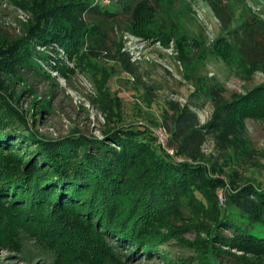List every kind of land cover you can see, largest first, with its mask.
Wrapping results in <instances>:
<instances>
[{
	"label": "rangeland",
	"instance_id": "obj_1",
	"mask_svg": "<svg viewBox=\"0 0 264 264\" xmlns=\"http://www.w3.org/2000/svg\"><path fill=\"white\" fill-rule=\"evenodd\" d=\"M95 1L103 2L115 20L99 26L84 16L76 21L78 51L74 59L80 61L73 62L62 50L59 55L38 45L37 51L48 56L61 72L38 60L52 78L48 81L28 73L26 84L18 77L14 82L20 98L15 100L8 94L7 99L26 118L29 130L45 139L62 142L82 135L103 140L107 139L105 132L117 125L150 128L169 157L206 167L211 177L224 179L223 185L210 189L209 204L199 205L188 194L183 202L175 201L169 213L154 217L151 242L146 246L137 248L130 241L103 235L111 255L105 252L94 263L197 264V257L207 255L213 247V233L222 230L215 224L220 213L217 206L225 209V190L247 182L264 187V119L244 118L240 110V102L264 84V64L258 56L264 38L260 49L246 37H242L241 46L236 41L243 28H264V0ZM210 2L223 9V19ZM31 9L29 3L0 0V43L10 45L24 35L33 22ZM173 26L174 35H169ZM184 38V44L178 41ZM241 47L250 51L245 54L248 59L243 58ZM93 63L99 68L95 80L89 70ZM202 85L211 90L208 95ZM99 88L106 92L100 93ZM105 98L112 121L106 116L105 102H98ZM260 110L263 114L264 107ZM237 113L241 116L234 128L236 124L231 121ZM241 134H246L244 144ZM7 203L0 201V211L8 207ZM255 229L254 233L264 237V227ZM16 230L22 233L20 242L5 235L8 241L3 244L0 234V264H66L70 262L67 258L74 257L59 243L63 250L57 249L54 260L53 253L44 244L41 247L39 233H32L29 227ZM224 233L232 237L229 231ZM153 246L160 256L149 255ZM67 247L80 250L72 243ZM221 248L224 264H264V255ZM75 257L89 255L80 252Z\"/></svg>",
	"mask_w": 264,
	"mask_h": 264
},
{
	"label": "trees",
	"instance_id": "obj_2",
	"mask_svg": "<svg viewBox=\"0 0 264 264\" xmlns=\"http://www.w3.org/2000/svg\"><path fill=\"white\" fill-rule=\"evenodd\" d=\"M16 1L21 5L29 3L34 18L17 41L10 45L0 43V201L9 202L8 207L3 206L5 209L0 211L2 243L13 237L20 242L22 233L16 229L29 227L32 233L42 236L41 247L44 244L48 252L53 253L54 260L58 258L57 249L63 250L57 245L60 243L74 255L67 258L70 262L66 264H94L105 252L111 255L110 249L106 250L110 246L105 235H114L141 248L151 242L150 227L154 217L169 213L175 201L183 202L189 194L199 205L209 204L207 194L211 188L223 185L224 179L211 177L206 167H194L190 162L180 163L169 157L157 144L150 128L142 130L117 125L105 132L107 139L81 135L62 142L45 139L29 130L28 121L7 97L9 94L19 100L20 92L16 93L14 82L18 77L26 84H29L28 73L48 81L52 78L38 63L39 60L51 67L48 56L36 47H46L57 54L62 50L68 58L74 59V52L78 51L74 33L76 21H82L84 16L99 26L113 22L115 15L103 2L95 0ZM121 4L125 7L126 3ZM210 5L223 19V9L212 2ZM175 29L174 26L169 29V35H174ZM242 31L236 38L240 46L242 37H246L260 49L264 28L253 26L249 31L246 28ZM185 39L178 41L183 40L184 44ZM186 47L189 45L184 47L188 50ZM241 48L243 58L248 59L245 54L250 51ZM261 50V54L258 51L254 56L259 54L264 64V48ZM79 61L74 59L73 62ZM52 67L61 72L58 65ZM64 67L68 69L67 65ZM89 70L95 80L99 72L97 64L93 63ZM202 89L206 95L211 92L203 85ZM103 90L99 88L100 93ZM107 100L99 99L98 102H105L109 117ZM240 103H243L240 110L244 118L264 119V112L261 114L260 110L264 107V84ZM239 113L231 122L239 121ZM241 135L244 144L246 134ZM225 194V209L217 206L220 213L215 224L222 230L213 233V247L207 255L197 257V264H224L220 260L224 253L221 247L248 255H264V237L254 233L256 227H264V187L247 182L242 187L232 185ZM224 230L232 237L225 235ZM5 235L9 236L8 240ZM70 243L80 246V250H70L67 247ZM80 252L89 257H75ZM94 252L97 254L93 255ZM148 252L160 256L154 246Z\"/></svg>",
	"mask_w": 264,
	"mask_h": 264
},
{
	"label": "built area",
	"instance_id": "obj_3",
	"mask_svg": "<svg viewBox=\"0 0 264 264\" xmlns=\"http://www.w3.org/2000/svg\"><path fill=\"white\" fill-rule=\"evenodd\" d=\"M159 132H161V131H159ZM157 136H158V135H157ZM159 136H160L161 138L164 137L163 133H160ZM161 141L164 142V140L160 139V142H161ZM160 142H159V143H160ZM162 142H161V143H162Z\"/></svg>",
	"mask_w": 264,
	"mask_h": 264
}]
</instances>
